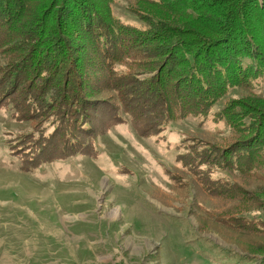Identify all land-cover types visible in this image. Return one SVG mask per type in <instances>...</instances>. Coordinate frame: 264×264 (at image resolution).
Returning a JSON list of instances; mask_svg holds the SVG:
<instances>
[{
	"label": "rangeland",
	"instance_id": "rangeland-1",
	"mask_svg": "<svg viewBox=\"0 0 264 264\" xmlns=\"http://www.w3.org/2000/svg\"><path fill=\"white\" fill-rule=\"evenodd\" d=\"M95 2L104 21L110 13L124 24L139 22L134 0ZM62 20L64 32L37 27L38 39L25 43L23 51L8 54L16 48L9 46L0 52V72L8 75L19 71L28 55L16 98L0 103V264H264L262 138L252 146L260 157L257 166L236 170L195 156L186 162L188 147L199 145L213 149L202 152L209 161L221 162L217 157L224 148L264 124V71L248 84L241 70L229 72L231 84L218 90L203 117H184L156 134H140L115 89L133 91L125 78L133 79L134 71L135 79H143L151 62L142 72L131 58L118 59L116 74L127 75L120 85L115 72L102 65L97 25L87 32L71 15ZM40 51L64 63L66 72L35 69L43 64L35 62ZM49 87L58 97L45 108ZM141 90L148 96L125 95L140 109L155 101ZM226 110L242 134L217 118ZM73 117L79 122L72 125ZM84 120L87 131L80 128ZM69 132L77 145L68 156L38 152L44 137L58 145ZM24 150L38 153L34 166L22 165L29 154ZM207 173L208 186L232 182L230 190L200 186Z\"/></svg>",
	"mask_w": 264,
	"mask_h": 264
},
{
	"label": "trees",
	"instance_id": "trees-1",
	"mask_svg": "<svg viewBox=\"0 0 264 264\" xmlns=\"http://www.w3.org/2000/svg\"><path fill=\"white\" fill-rule=\"evenodd\" d=\"M134 1L136 5H139L135 13L139 22L128 25L120 22L110 13L107 15L109 21L102 20L95 6V0H0V52L5 53L4 50L9 46L16 48L10 50L8 54L23 51L25 43L38 39L37 27L43 32L47 31L48 34L57 35L58 32H64L67 22L63 27L62 18L65 19L68 15H71V21L77 25L85 26L87 32L90 29L93 32L94 25H97L94 34L97 35L98 49L104 63L102 65L115 72L116 83L119 81L122 85L124 79L121 78L127 76L116 74L115 67L118 59L130 60L131 58L135 69L138 68L137 71L141 70V66L151 62L152 69L147 75H143V79H135L138 77L134 71H132L133 79L125 78L124 81L135 88L133 91L130 88L115 89L119 95L117 98L120 106L125 113L131 115L132 122L136 120L135 128L144 135L148 132L156 134V131L173 120L184 119V117H203L218 95V90L223 86L229 87L231 84L228 78L229 72L241 70L247 84L249 80L263 74L264 0ZM127 41L130 42L129 45L124 46V42ZM42 43L45 44L44 41ZM127 47L131 48V53ZM40 52L35 62H43V64L38 63L35 69H42L43 73L50 70L53 72L54 68L58 69L54 71L56 74H60L61 70L66 72L64 63L60 64L54 56L52 58L50 55L47 57V54L41 56L42 51ZM27 56L24 60L28 58ZM24 60L20 62L19 71L15 73L10 72L8 75L9 73L0 72L2 74L0 75V103L11 96L13 98L10 100L16 98L13 93L21 82L18 81L21 79L20 70L27 68ZM50 62L51 66H49ZM29 68L31 72L34 70L31 66ZM237 77L235 76L234 80L239 82ZM16 82L19 83L16 84ZM141 89L149 91L155 101L140 109L131 101L129 102L132 95L129 97L125 95L130 92L134 93V97L135 95L139 98L147 97L148 93ZM63 93L65 94L64 88ZM44 95L42 107L45 108L52 105V97H58L54 87L47 88ZM87 103L92 106L93 102L88 100ZM144 103L145 101L141 102V104ZM74 110L69 114H76L79 108L75 107ZM221 114V117L217 116L218 119H223L238 134H242V131L234 124L235 118L230 117L231 112L226 110L224 114ZM79 117L81 123L83 115L79 114ZM69 121L72 125L73 121L76 122L74 117ZM239 121L240 119L236 122ZM87 124L88 122L85 121L80 128L87 131L90 128ZM263 125L260 122L249 137L242 141L237 140L240 143L224 148L217 157V160L221 162H216L214 157H211L209 161V155L206 158L207 154L203 155L202 152L210 153L213 149L201 145L198 149L187 146L186 162L190 164L189 158L195 156L198 158L197 161L202 158V163L215 162L236 170L250 168L251 165L257 166V160L263 157L264 161V156H255L252 146L262 138V141L258 143V150H264ZM67 137L61 139L58 145L56 139L54 142L50 140L51 137H44L38 152L53 154L54 158L68 156L76 149L77 142H75L76 136H72L71 132ZM24 153L29 154L25 155L26 159L23 160L22 165L34 166L35 156L38 153L31 150L29 152L24 150ZM252 156L253 158H249ZM242 158L245 160L241 165ZM251 161L253 164L250 163ZM206 175L207 178L199 183L200 186L209 190L215 188L230 190L233 184L232 182L218 184L216 181L215 185L208 186L209 175L208 173Z\"/></svg>",
	"mask_w": 264,
	"mask_h": 264
}]
</instances>
